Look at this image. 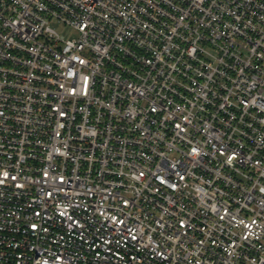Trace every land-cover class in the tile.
Segmentation results:
<instances>
[{
  "label": "built area",
  "instance_id": "obj_1",
  "mask_svg": "<svg viewBox=\"0 0 264 264\" xmlns=\"http://www.w3.org/2000/svg\"><path fill=\"white\" fill-rule=\"evenodd\" d=\"M0 264H264V0H0Z\"/></svg>",
  "mask_w": 264,
  "mask_h": 264
},
{
  "label": "rangeland",
  "instance_id": "obj_2",
  "mask_svg": "<svg viewBox=\"0 0 264 264\" xmlns=\"http://www.w3.org/2000/svg\"><path fill=\"white\" fill-rule=\"evenodd\" d=\"M52 23L66 37L76 36L77 35V31L76 30H74L71 26L66 25L63 22H58V21L55 20Z\"/></svg>",
  "mask_w": 264,
  "mask_h": 264
}]
</instances>
